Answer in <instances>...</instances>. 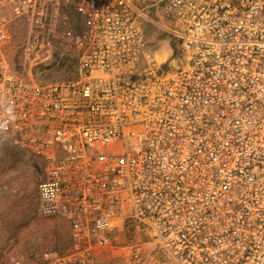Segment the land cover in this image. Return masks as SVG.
<instances>
[{"label":"built area","instance_id":"2783aa9c","mask_svg":"<svg viewBox=\"0 0 264 264\" xmlns=\"http://www.w3.org/2000/svg\"><path fill=\"white\" fill-rule=\"evenodd\" d=\"M18 24L0 136L68 245L1 264H264V0H0V54Z\"/></svg>","mask_w":264,"mask_h":264},{"label":"rangeland","instance_id":"374dc122","mask_svg":"<svg viewBox=\"0 0 264 264\" xmlns=\"http://www.w3.org/2000/svg\"><path fill=\"white\" fill-rule=\"evenodd\" d=\"M145 34L151 44L165 47L167 37L160 29L146 26ZM24 37V25L13 27L12 43L0 54L15 71L20 69L18 46ZM32 75L40 83L69 79L74 77L73 62L59 52L51 67L34 70ZM43 177L41 160L27 151L12 147L0 136V264L11 256H22L31 261L34 253L62 252L68 245L65 222L46 220L38 214L36 186Z\"/></svg>","mask_w":264,"mask_h":264}]
</instances>
